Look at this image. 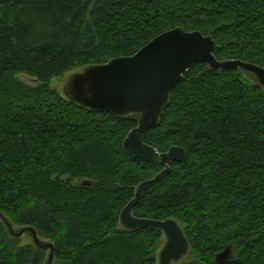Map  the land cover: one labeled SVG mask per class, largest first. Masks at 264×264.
Masks as SVG:
<instances>
[{"label": "trees", "instance_id": "obj_1", "mask_svg": "<svg viewBox=\"0 0 264 264\" xmlns=\"http://www.w3.org/2000/svg\"><path fill=\"white\" fill-rule=\"evenodd\" d=\"M175 28L212 37L221 62L264 68V0H0V213L52 243L58 263L159 264L164 234L127 231L120 213L165 169L160 157L125 152L134 117L84 109L50 83ZM144 142L187 152L134 210L181 225L191 259L178 264H264V88L240 70L196 65ZM21 239L0 219V264H46Z\"/></svg>", "mask_w": 264, "mask_h": 264}, {"label": "water", "instance_id": "obj_2", "mask_svg": "<svg viewBox=\"0 0 264 264\" xmlns=\"http://www.w3.org/2000/svg\"><path fill=\"white\" fill-rule=\"evenodd\" d=\"M216 48L212 37L199 31L175 28L158 36L131 57L84 68L81 73L69 77L64 89V97L84 109L119 118L134 117L138 126L123 141L125 152L143 162L157 155L160 157L165 169L154 179L140 184L135 198L120 213V224L127 231L149 228L164 234L166 242L159 254V264L180 263L189 254L190 242L176 220L139 218L134 215V210L145 191L169 176L171 165L182 162L187 152L182 147H172L167 153H160L144 142L146 133L158 126L173 90L196 65L205 64L214 71L240 70L264 88L263 67L242 61L221 62L214 55ZM83 185L94 186L95 182L85 181ZM0 219L12 238L28 235L36 248L49 252L46 264L53 263L54 245L43 241L34 228L15 230L4 214L0 213ZM230 255V250L226 249L216 262H225Z\"/></svg>", "mask_w": 264, "mask_h": 264}, {"label": "rangeland", "instance_id": "obj_3", "mask_svg": "<svg viewBox=\"0 0 264 264\" xmlns=\"http://www.w3.org/2000/svg\"><path fill=\"white\" fill-rule=\"evenodd\" d=\"M82 71H83V69H76V70H73V71L66 73L61 78L52 80V82L50 83L51 88L54 90H57L59 93H61L64 96V89H65V86L67 85V83L70 79L69 77H71L72 75H76L78 73H81ZM15 79L17 81L25 84L26 86H29V87H36L39 85V83L35 80L34 77H32L28 74H25V73H19V74L15 75ZM79 183H81V180H76L74 182V184H79ZM19 229H20V227L15 226V230H19ZM20 242L22 245L32 244V240L28 235L23 236ZM165 242L166 241L164 238L163 243L161 244V247H160V251L162 250L163 246L165 245ZM160 251L158 252L159 254H160ZM48 255H49V252H48ZM190 259L191 258L186 257L182 260V262H187ZM52 264H61V263H58L56 260H54Z\"/></svg>", "mask_w": 264, "mask_h": 264}]
</instances>
